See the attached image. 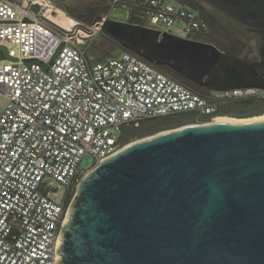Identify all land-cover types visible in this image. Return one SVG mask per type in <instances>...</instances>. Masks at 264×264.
I'll list each match as a JSON object with an SVG mask.
<instances>
[{
  "label": "water",
  "instance_id": "obj_1",
  "mask_svg": "<svg viewBox=\"0 0 264 264\" xmlns=\"http://www.w3.org/2000/svg\"><path fill=\"white\" fill-rule=\"evenodd\" d=\"M191 2L242 50L162 33L111 5L94 28L209 92L264 90V0ZM5 61L39 63L0 46ZM56 264H264V116L161 131L97 163L70 202Z\"/></svg>",
  "mask_w": 264,
  "mask_h": 264
},
{
  "label": "built area",
  "instance_id": "obj_2",
  "mask_svg": "<svg viewBox=\"0 0 264 264\" xmlns=\"http://www.w3.org/2000/svg\"><path fill=\"white\" fill-rule=\"evenodd\" d=\"M108 1L130 12L139 1L147 26L162 33L174 34L163 30L181 23L186 39L206 42L211 32L196 10L175 0ZM58 2L0 0V46L12 57L39 61L0 63V95L7 100L0 116V264H56L70 198L87 173L82 161L91 156L93 168L120 150L116 133L123 128L187 112L216 120L223 105L264 99L255 88L203 97L130 52L92 61L77 35L93 30L75 25L58 32L48 24L61 14Z\"/></svg>",
  "mask_w": 264,
  "mask_h": 264
},
{
  "label": "trees",
  "instance_id": "obj_3",
  "mask_svg": "<svg viewBox=\"0 0 264 264\" xmlns=\"http://www.w3.org/2000/svg\"><path fill=\"white\" fill-rule=\"evenodd\" d=\"M102 1V0H101ZM177 2H180L184 4L187 7H193V4H190L187 2V0H175ZM187 3V4H186ZM134 7H132V12L135 14L144 15L146 13V7L145 6H138V2H134ZM112 7V6H111ZM93 20H96V15H93ZM203 18V17H202ZM206 21L209 22L208 18L204 17ZM92 20V22H93ZM213 24V23H211ZM230 40L229 43H225L221 40H218L214 38L213 34L210 33L209 36L205 39L206 42L212 43L219 47L222 50H233V51H239L242 50V45L236 41H234L232 38L227 36ZM93 46V58L95 61H104L113 57H116L114 52L116 50L121 51L114 41L109 39L108 37L104 36L101 32L96 40V42L92 43ZM122 52V51H121ZM87 54L88 57H90V52L87 48ZM92 60V59H91ZM94 61V60H92ZM164 73H166L168 76L173 78L174 80L178 81L185 87L189 88L193 92L203 96L207 97L209 95V91L204 88H200L193 84L192 82L184 79L177 73L173 72L169 68L165 67H157ZM219 116H227V117H235V118H251V117H259L264 115V99L259 98H252L250 100H243V101H233L226 105H223L219 108L218 112ZM195 122V121H208V119L202 118L198 119L196 118L191 112L187 113H181L175 116L171 117H165V118H158L153 120L145 121L141 124L140 127H134V126H127L122 129L121 131V137H120V143L122 146L128 144L130 141L138 138H144L147 136L154 135L158 132H161L165 127L177 125L182 122ZM179 122V123H178ZM75 192L72 194L71 198H73Z\"/></svg>",
  "mask_w": 264,
  "mask_h": 264
},
{
  "label": "rangeland",
  "instance_id": "obj_4",
  "mask_svg": "<svg viewBox=\"0 0 264 264\" xmlns=\"http://www.w3.org/2000/svg\"><path fill=\"white\" fill-rule=\"evenodd\" d=\"M23 1H25V0H23ZM101 3H102L101 0H59L58 8H59L61 14H55L51 18V19H57V20L60 18L61 19H63V18L70 19L71 25H79V26L81 25V26H84L85 28L87 27V28H90L91 30H93V35H89V33L84 32V34L77 35V40L81 46L88 48V51L90 52V57H92L91 59L94 61H95V59L93 58V56H91V55H93L92 43L96 42V40L100 34V31L99 30L96 31L97 29L94 28L95 20H93V17H94L93 15H96V17H97V14H98L97 11L99 10ZM92 20H93V22H92ZM48 24H50L58 32L65 31L64 30L65 28L58 25L55 21H49ZM169 29L173 31L174 35L185 38L183 24L176 23L174 26H172V28H167V29L164 28L163 31L166 32ZM15 50H16V53L18 55H20L19 48L15 47ZM121 53L122 52L118 51V50H116L114 52L116 57H119L121 55ZM6 105H7L6 98L3 95H0V116H1V113L3 112L4 108L6 107ZM220 117H223V116H220ZM259 117H262V116H259ZM223 118H232V119H238V120L249 119V118H235V117H227V116H224ZM251 118H256V117H251ZM196 123H202V121H195V122L185 121V122L179 123L177 125L165 127L162 131L175 129V128L182 127L184 125L196 124ZM120 135H121L120 132L116 133L117 137H119ZM139 139H142V138L134 139V140L130 141L129 143H132V142L139 140ZM128 144H126V145H128ZM93 165H94V160L91 156L84 157V159L82 161V168L83 169L87 170V172H88ZM48 182H51V180H49ZM52 187L54 189H56L57 185H52Z\"/></svg>",
  "mask_w": 264,
  "mask_h": 264
},
{
  "label": "flooded vegetation",
  "instance_id": "obj_5",
  "mask_svg": "<svg viewBox=\"0 0 264 264\" xmlns=\"http://www.w3.org/2000/svg\"><path fill=\"white\" fill-rule=\"evenodd\" d=\"M187 2L188 3H190V4H192V2H191V0H187ZM187 4V3H186ZM109 6H110V4H109V1L108 0H102V3H101V5H100V8H99V10L97 11L98 12V14H97V17H100V16H104L105 14H107V11H108V8H109ZM186 6H188V5H186ZM191 8H193V7H191ZM194 9V8H193ZM194 10H196L198 13H199V15L201 16V17H206L202 12H200L199 10H197V9H194ZM207 18V17H206ZM209 20V19H208ZM211 23H213V22H211L210 20H209V24H210V33H212L213 34V36H214V38H216V39H218V40H221V41H223V42H225V43H229V38L227 37L228 35L221 29V28H219L217 25H215L214 23L213 24H211Z\"/></svg>",
  "mask_w": 264,
  "mask_h": 264
},
{
  "label": "bare ground",
  "instance_id": "obj_6",
  "mask_svg": "<svg viewBox=\"0 0 264 264\" xmlns=\"http://www.w3.org/2000/svg\"><path fill=\"white\" fill-rule=\"evenodd\" d=\"M54 20L58 25L62 26L63 28L65 29H69L75 25H71L70 23V19H66V18H63V19H52ZM228 120H234V119H231V118H223V117H220L219 119H217V121H228Z\"/></svg>",
  "mask_w": 264,
  "mask_h": 264
},
{
  "label": "crops",
  "instance_id": "obj_7",
  "mask_svg": "<svg viewBox=\"0 0 264 264\" xmlns=\"http://www.w3.org/2000/svg\"><path fill=\"white\" fill-rule=\"evenodd\" d=\"M54 21V20H53Z\"/></svg>",
  "mask_w": 264,
  "mask_h": 264
}]
</instances>
